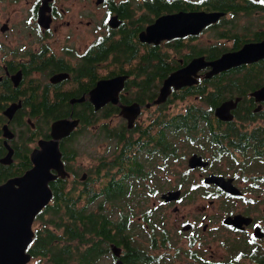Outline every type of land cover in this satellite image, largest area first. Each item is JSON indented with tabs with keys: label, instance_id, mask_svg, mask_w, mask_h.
Listing matches in <instances>:
<instances>
[{
	"label": "flooded vegetation",
	"instance_id": "1",
	"mask_svg": "<svg viewBox=\"0 0 264 264\" xmlns=\"http://www.w3.org/2000/svg\"><path fill=\"white\" fill-rule=\"evenodd\" d=\"M260 10L264 0H5L0 183L35 164L33 154L55 137V121L78 120L58 139L66 174L49 182L53 197L33 222L30 246L52 235L55 243L66 242L65 225L53 219L66 217L69 229L75 221L65 203L55 211L57 193L72 201L90 192L103 200L76 205L95 217L78 224L84 240L69 231L70 256H78L71 264H84L80 257L91 252L96 264L107 252L112 264L119 258L166 264L172 257L170 264H264V99L256 95L264 87V57L212 75V66L202 67L193 74L197 81L172 85L157 102L165 79L194 57L215 60L264 41ZM203 12L220 15L201 24ZM164 15L176 28L184 21L183 33L150 37L148 27ZM117 75H126L118 101L96 107L91 90ZM230 100L231 117L223 119L217 111L224 113L219 106ZM129 104L131 119L122 113ZM81 154L90 159L77 161ZM192 156L202 164L190 165ZM86 164H96L100 190L89 185L90 169L79 174ZM119 198L123 204L114 202ZM196 203L182 211V204ZM113 205L118 218L109 213Z\"/></svg>",
	"mask_w": 264,
	"mask_h": 264
},
{
	"label": "water",
	"instance_id": "2",
	"mask_svg": "<svg viewBox=\"0 0 264 264\" xmlns=\"http://www.w3.org/2000/svg\"><path fill=\"white\" fill-rule=\"evenodd\" d=\"M219 15L218 12H203L199 14L197 22L207 24L215 20ZM166 18L165 15L161 16L153 24L154 26L151 25L148 27V35L150 37L162 33L164 37L169 38L183 33L181 26L183 27L184 21L181 22L179 28H176L171 23L175 19L173 17H168L170 20ZM187 31L193 30L189 28ZM262 42L246 43L241 50L227 52L215 60H206L204 56L194 57L186 66L173 71L165 79L157 102L166 98L172 85L181 87L197 81L193 77V74L197 73L198 69L202 67L207 65L212 66V69L208 72V75H212L233 65L263 58L264 41ZM125 78L126 75H117L100 79L91 90L90 96L91 100L96 104V107H100L107 101L117 102L118 92L123 87ZM256 95L259 99H264V87L259 89ZM230 103H232L231 100L219 106V109L223 110L224 113L217 112L223 119L231 117L230 108L233 105ZM124 106L122 108L123 115L131 119L132 112H134V105L129 104ZM66 122L69 123L64 129L67 127L68 129L62 135L69 132L78 123V120L61 119L55 121L53 124V136L55 131ZM58 133L51 142L44 143L42 149L33 154L35 164L32 167L24 173L12 176L0 183V264H28L32 258V254L28 248L35 234L33 222L38 213L50 203L53 197V191L49 182L59 174L62 176L66 174L58 141L62 135L58 136ZM48 159L52 161L49 162L50 160ZM197 164H202L201 157L192 156L190 158V165L195 166ZM51 168H56L58 173H53ZM115 251L117 254L119 253L118 249H115ZM116 264H125V262L119 258Z\"/></svg>",
	"mask_w": 264,
	"mask_h": 264
},
{
	"label": "trees",
	"instance_id": "3",
	"mask_svg": "<svg viewBox=\"0 0 264 264\" xmlns=\"http://www.w3.org/2000/svg\"><path fill=\"white\" fill-rule=\"evenodd\" d=\"M84 197H86L87 202H90L92 201V199L95 198V193L91 194L89 192L88 196H84ZM55 201H56L55 211L59 210L60 204L65 203V205L67 206V212L69 213V211H71L70 216L74 219L75 224L71 225L69 229L68 221L66 217L64 218L65 220L63 218L53 219V221H58L56 222L57 225H65L66 242L63 243L62 245L55 243L53 240L54 235H52L51 239L43 243H41L39 238H37L29 248V250L33 253L34 257L39 258L35 264H71V261H73V259L75 258L77 259L78 256H70V252H69L70 246L68 245L69 231L74 232L75 234L79 235L82 240H84L85 228L83 227L82 229H80L78 227V224L79 222L92 220L95 217L91 213L85 214L84 212L79 210L80 209L79 207H76V205L80 204L82 201L80 197H77V199L71 201V199L69 200L67 196L62 195L61 193H57ZM57 213L62 215L63 212H57ZM105 224L106 222L102 221V232H106L107 234L106 236L113 240L114 236L108 232V230L105 228ZM36 255H41V256H36ZM44 255H52V256H44ZM95 256L96 255H94V253L91 252L90 256H81L80 259L83 260L84 264H86L87 262L93 263L95 260ZM129 257L130 256H125V260H129L130 259ZM139 257L140 256H132V259L136 260Z\"/></svg>",
	"mask_w": 264,
	"mask_h": 264
},
{
	"label": "rangeland",
	"instance_id": "4",
	"mask_svg": "<svg viewBox=\"0 0 264 264\" xmlns=\"http://www.w3.org/2000/svg\"><path fill=\"white\" fill-rule=\"evenodd\" d=\"M66 1H67V0H66ZM4 9H5V0H0V10H4ZM257 14H259L261 17H264V11H263V10H260ZM94 37H95V35L93 34V35H92V38L94 39ZM109 68H111V67H109ZM109 68H106V69H103V70H104V71H108ZM183 103H184L183 101H179V102H177V103L174 105L173 108H174V109L180 108V107L182 106ZM203 103H204V102H203ZM204 105H205V103H204ZM71 124H72V123H71ZM67 129H68V127H67L66 129L62 130L60 133H58V136L62 135L63 132H64L65 130H67ZM81 146L84 147V146H85V143H84V142L81 143ZM89 159H90V155H89V154H81L80 157H78L77 161H80V160H85V161H87V160H89ZM173 164H174V163H173ZM95 165H96V164H86V165H83V166L81 167V169H80V173H79V174H81L83 170H89V169H90L91 172L93 173V176H92V177H93L94 179L91 180V182L89 183V185H90V187L92 188V190L97 191V189L100 190V181H101V178H100L99 171H98V173H96V171L93 170V169L95 168ZM173 167H175V168H179V165L174 164ZM97 168H98V165H97ZM95 173H96V174H95ZM95 179H96V180H95ZM99 179H100V180H99ZM102 200H103L102 196H97V197H96L95 199H93L92 201L87 202V201H86V197H84V198L82 199L81 203H83V202H87V203H89V204H94V206H97L99 203L102 202ZM114 202L117 203V204H123V203H124V199L119 198V199H117V200L114 201ZM197 204H198V203H196L195 205L182 204V205H181L182 211H184L185 209H186V210L196 209V208H198V207H197ZM145 205H146V206H153V203H152L151 200H148V201L145 200ZM113 206H114V207H113L111 210H109V213L113 214L116 218L120 217L119 212H118V211L116 210V208H115L116 205H113ZM98 211H99V210H98ZM170 212H171V215H172L171 219H173V213H174L173 209H171ZM135 213H138V214H137L136 216L133 215L134 219H136V218L138 217V215L140 214V211H135ZM62 215H63V216H66V215L63 214V213H62ZM118 215H119V216H118ZM46 216H48V214H46ZM40 223H41V220H38L37 222H35V225H36V226H39ZM147 234H148V232H145V235H147ZM202 257H203V258H207V257H209V256H202ZM38 259H39L38 257H34V256H32V258H31V260L29 261L28 264H35V263L37 262ZM187 259H188V260H191L190 257H187ZM73 260H76V259H73ZM171 261L174 262V261H175V258L172 257V260H167V261H166V264H170ZM186 261H187V260H186ZM186 261H185V262H186ZM177 262H178L177 264H183L182 259L177 260ZM185 262H184V264H185ZM192 262H193V261H188L189 264H192ZM112 263H113V258H111V254H110V252H107V256H102L101 259L98 261L97 264H112ZM94 264H96V259L94 260Z\"/></svg>",
	"mask_w": 264,
	"mask_h": 264
},
{
	"label": "bare ground",
	"instance_id": "5",
	"mask_svg": "<svg viewBox=\"0 0 264 264\" xmlns=\"http://www.w3.org/2000/svg\"><path fill=\"white\" fill-rule=\"evenodd\" d=\"M68 123H69V122H66V123H64L60 128H58V129L55 131L54 136L56 137V136H57V133H58L60 130L64 129Z\"/></svg>",
	"mask_w": 264,
	"mask_h": 264
}]
</instances>
